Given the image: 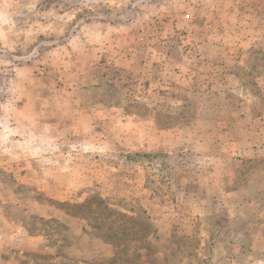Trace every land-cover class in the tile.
<instances>
[{
	"label": "rangeland",
	"instance_id": "obj_1",
	"mask_svg": "<svg viewBox=\"0 0 264 264\" xmlns=\"http://www.w3.org/2000/svg\"><path fill=\"white\" fill-rule=\"evenodd\" d=\"M0 264H264V0H0Z\"/></svg>",
	"mask_w": 264,
	"mask_h": 264
}]
</instances>
